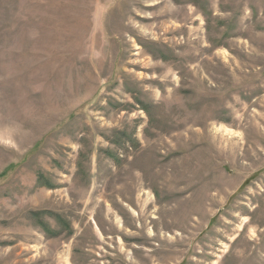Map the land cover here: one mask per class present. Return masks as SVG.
<instances>
[{
  "label": "rangeland",
  "instance_id": "obj_1",
  "mask_svg": "<svg viewBox=\"0 0 264 264\" xmlns=\"http://www.w3.org/2000/svg\"><path fill=\"white\" fill-rule=\"evenodd\" d=\"M0 264H264V0H0Z\"/></svg>",
  "mask_w": 264,
  "mask_h": 264
}]
</instances>
